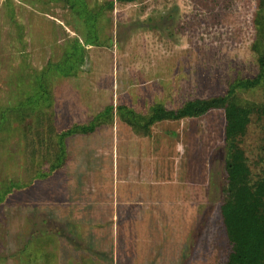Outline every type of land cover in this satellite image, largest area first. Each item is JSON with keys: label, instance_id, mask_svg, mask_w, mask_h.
I'll list each match as a JSON object with an SVG mask.
<instances>
[{"label": "rangeland", "instance_id": "1", "mask_svg": "<svg viewBox=\"0 0 264 264\" xmlns=\"http://www.w3.org/2000/svg\"><path fill=\"white\" fill-rule=\"evenodd\" d=\"M84 1L102 11L99 33L66 0H0V115L47 91L0 131V187L21 184L0 203V264H225L224 111L145 134L119 106L146 116L254 75L256 0ZM237 95L264 103V84ZM110 105L113 118L66 139L62 168L36 177L58 152L50 126L89 124ZM243 146L257 175L264 121Z\"/></svg>", "mask_w": 264, "mask_h": 264}, {"label": "trees", "instance_id": "2", "mask_svg": "<svg viewBox=\"0 0 264 264\" xmlns=\"http://www.w3.org/2000/svg\"><path fill=\"white\" fill-rule=\"evenodd\" d=\"M71 3L72 9L79 17H93L94 23H88L90 33H99L95 22L96 13L90 11L84 0H66ZM136 0H111L112 7L116 2L134 3ZM257 8L254 14L255 40L252 49L257 53L258 70L254 75L234 78L229 82V88L221 94L210 97H196L186 100L180 107L170 109L162 104L151 107L148 115L142 116L128 105H120L119 109L126 114V120L137 131L149 133V129L164 120H183L199 118L216 109L224 111V141L226 157L223 169V198L220 205L225 235L229 243V251L225 264H264V166L260 173L255 175L250 165L247 151L243 146L244 137L254 119L264 121V103L243 100L237 95V90H249L264 84V0H256ZM89 14V15H87ZM85 35L88 42H94L92 35ZM99 39V38H98ZM87 43V42H86ZM73 66V64H71ZM41 90L30 95L26 101L15 107H7L1 112L0 131L8 111L17 110L30 105H39L47 94L40 84ZM114 106H107L89 124H75L69 128L55 132L49 127L48 140L54 139L58 145L55 160L49 165L47 171L38 172L36 177H47L63 167L66 160V139L76 134L91 133L96 130L101 119L109 116L113 118ZM20 112V111H19ZM28 111H26L27 113ZM53 133H55L53 135ZM54 136V138H50ZM264 161V158L262 159ZM0 187V203L5 201L14 188H21L17 180H9Z\"/></svg>", "mask_w": 264, "mask_h": 264}]
</instances>
